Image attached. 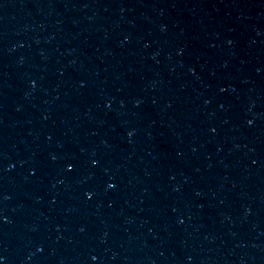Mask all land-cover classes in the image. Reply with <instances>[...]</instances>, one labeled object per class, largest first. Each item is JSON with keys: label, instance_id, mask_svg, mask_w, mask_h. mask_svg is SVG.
Returning <instances> with one entry per match:
<instances>
[{"label": "water", "instance_id": "obj_1", "mask_svg": "<svg viewBox=\"0 0 264 264\" xmlns=\"http://www.w3.org/2000/svg\"><path fill=\"white\" fill-rule=\"evenodd\" d=\"M0 264H264V0H0Z\"/></svg>", "mask_w": 264, "mask_h": 264}]
</instances>
